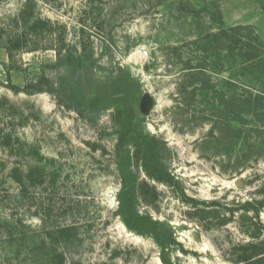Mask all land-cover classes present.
Masks as SVG:
<instances>
[{"label":"rangeland","instance_id":"1","mask_svg":"<svg viewBox=\"0 0 264 264\" xmlns=\"http://www.w3.org/2000/svg\"><path fill=\"white\" fill-rule=\"evenodd\" d=\"M217 17L226 28H252L264 45V0H0V264L162 263L154 239L117 214L115 108L80 113L53 95L10 87L42 73L69 78L57 66L59 47L94 63L96 87L123 70L153 97L140 128L164 143L173 182L136 167L149 184L138 210L173 231L172 262L251 264L240 260L249 244H264V110L249 114L230 96L264 87L249 89V78L221 67L224 58L217 70L205 61L199 39L219 32ZM34 22L45 26L36 32ZM18 36L35 51L12 61L3 46Z\"/></svg>","mask_w":264,"mask_h":264},{"label":"trees","instance_id":"2","mask_svg":"<svg viewBox=\"0 0 264 264\" xmlns=\"http://www.w3.org/2000/svg\"><path fill=\"white\" fill-rule=\"evenodd\" d=\"M29 1L32 2V0ZM22 19L27 26L29 20L24 13ZM215 19L222 24L219 32L209 33L199 39L205 61H212L217 70L220 67V60L224 58L226 63L221 64V67L226 66L227 71L234 74L233 77L249 78L246 82L251 85L249 89L257 87V85L264 87V45L258 37L254 36L253 29L244 26L226 28L221 17ZM41 25L40 22H34L31 29L38 32L45 26V24ZM199 42H194V44H199ZM3 48L6 49L12 61L18 52L35 51L27 47V40L24 36L10 38ZM62 49L61 47L55 49L58 54L57 66L68 67L69 78L55 81L46 73H42L35 80L28 81L24 87L10 84L11 89L16 92H24L27 95L43 93L53 95L59 100V103L80 113H97L109 106L115 108L114 119L120 129L115 157L122 181L117 214L130 231L154 239L161 248L162 264H174L170 258V248L177 244L173 231L167 224L154 219L149 214H141L138 210L141 200L148 203V192L145 190L149 188V184L140 181L136 167H142L147 177L152 181L157 183L173 182L169 169L162 158L164 143L140 128V117L143 115L140 104L144 95L140 82L135 80L130 73L118 70L113 74L110 82L96 87L93 77L94 63L89 60L83 62L81 58H75L72 54L64 55ZM222 52H226L225 57L222 56ZM196 70L198 69L192 66V60H189L186 65L188 77L194 78ZM202 73L205 75V72ZM69 80L70 82H68ZM239 83L238 80L232 79L228 85L235 91ZM2 84L0 79V85ZM193 84H195L194 80L188 87ZM242 84V86H246L243 82ZM188 87L185 86V90ZM256 91V94L250 93L247 98L232 93L230 96L232 105L242 103L243 107H247L249 114L251 112L254 115L258 114L261 109L264 110V91ZM251 207V204H247L248 210ZM254 238H258V236L255 235ZM57 258L61 259L63 263V256L60 255ZM240 261L264 264V244H249Z\"/></svg>","mask_w":264,"mask_h":264},{"label":"water","instance_id":"3","mask_svg":"<svg viewBox=\"0 0 264 264\" xmlns=\"http://www.w3.org/2000/svg\"><path fill=\"white\" fill-rule=\"evenodd\" d=\"M155 108V101L149 93H145L141 100L140 110L143 115H150ZM239 185V182H237ZM162 264V263H161Z\"/></svg>","mask_w":264,"mask_h":264},{"label":"built area","instance_id":"4","mask_svg":"<svg viewBox=\"0 0 264 264\" xmlns=\"http://www.w3.org/2000/svg\"><path fill=\"white\" fill-rule=\"evenodd\" d=\"M142 56H146L148 55V52L144 51V52H141Z\"/></svg>","mask_w":264,"mask_h":264},{"label":"bare ground","instance_id":"5","mask_svg":"<svg viewBox=\"0 0 264 264\" xmlns=\"http://www.w3.org/2000/svg\"><path fill=\"white\" fill-rule=\"evenodd\" d=\"M159 264H161V263H159Z\"/></svg>","mask_w":264,"mask_h":264}]
</instances>
